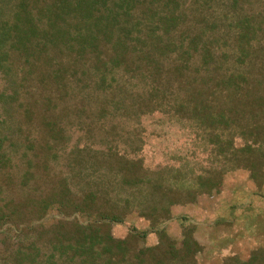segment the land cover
Here are the masks:
<instances>
[{
    "label": "trees",
    "instance_id": "trees-1",
    "mask_svg": "<svg viewBox=\"0 0 264 264\" xmlns=\"http://www.w3.org/2000/svg\"><path fill=\"white\" fill-rule=\"evenodd\" d=\"M235 173L264 203V0H0V264L211 262L173 209Z\"/></svg>",
    "mask_w": 264,
    "mask_h": 264
},
{
    "label": "rangeland",
    "instance_id": "rangeland-1",
    "mask_svg": "<svg viewBox=\"0 0 264 264\" xmlns=\"http://www.w3.org/2000/svg\"><path fill=\"white\" fill-rule=\"evenodd\" d=\"M151 153L152 149H150L148 153L149 160H152ZM154 156L155 160L159 159L158 154ZM255 192H257V187L247 179L246 174L235 173L227 177L223 190L217 196L200 197L197 202L192 205L179 206L173 209L174 217L179 218L182 215L187 216L190 221L197 225V241L206 247V255L210 254L211 257H214V261H211L212 263L206 262L204 264H218L217 260L219 254L214 253L217 247L215 245L218 240L223 238H229L232 241L228 252H231L232 255H238L241 258H248L251 250L259 245L261 239L249 236L250 230L245 222H241L242 217L238 221H232L230 215V206L238 205L236 214H234L238 216L243 206L250 201H253V206L264 208L263 201L259 200L257 197H252ZM220 217L227 219V221L233 223V225L214 226V222ZM129 225H133L142 230L147 227V223L143 220L133 218L132 221L125 222L122 225H115L112 229L113 234L117 237H124ZM166 228L171 236L179 237L180 227L177 219L167 223ZM155 241L156 237L150 235L146 244L152 245Z\"/></svg>",
    "mask_w": 264,
    "mask_h": 264
}]
</instances>
